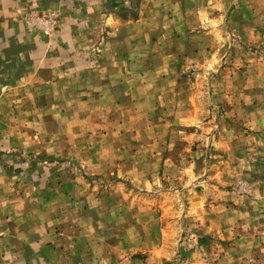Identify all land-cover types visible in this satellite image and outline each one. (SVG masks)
<instances>
[{
  "label": "rangeland",
  "instance_id": "obj_1",
  "mask_svg": "<svg viewBox=\"0 0 264 264\" xmlns=\"http://www.w3.org/2000/svg\"><path fill=\"white\" fill-rule=\"evenodd\" d=\"M103 13L85 50L128 92L98 87L70 148L22 172L27 192H63V254L264 264V0H106Z\"/></svg>",
  "mask_w": 264,
  "mask_h": 264
},
{
  "label": "crops",
  "instance_id": "obj_2",
  "mask_svg": "<svg viewBox=\"0 0 264 264\" xmlns=\"http://www.w3.org/2000/svg\"><path fill=\"white\" fill-rule=\"evenodd\" d=\"M105 5L106 0H0V264L75 263L74 255L62 251L70 243L62 238L68 229L59 219L63 192H27L35 181L22 172L32 153L50 158L70 148L64 135L77 133L80 124L69 129V122L90 117L98 87L105 97L128 92L124 79H112L111 66H91L85 50L86 30L106 19ZM35 10L62 14L59 26L50 34L31 27ZM117 67L123 73L125 66Z\"/></svg>",
  "mask_w": 264,
  "mask_h": 264
},
{
  "label": "built area",
  "instance_id": "obj_3",
  "mask_svg": "<svg viewBox=\"0 0 264 264\" xmlns=\"http://www.w3.org/2000/svg\"><path fill=\"white\" fill-rule=\"evenodd\" d=\"M58 17L59 15L56 12L39 15V12L35 10L29 18L28 24L33 28L48 33L57 25Z\"/></svg>",
  "mask_w": 264,
  "mask_h": 264
}]
</instances>
